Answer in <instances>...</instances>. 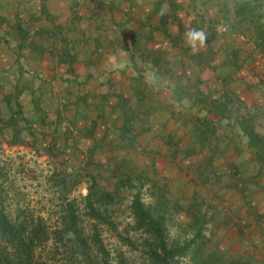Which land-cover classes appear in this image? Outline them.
I'll return each mask as SVG.
<instances>
[{
	"label": "rangeland",
	"instance_id": "1",
	"mask_svg": "<svg viewBox=\"0 0 264 264\" xmlns=\"http://www.w3.org/2000/svg\"><path fill=\"white\" fill-rule=\"evenodd\" d=\"M244 1L211 0L205 5L201 1L195 6L198 13L196 9L190 10L199 18L214 4L216 10H220L218 26L226 27L220 30V39L224 38L220 43L233 44L228 46L227 54L222 55L220 46L221 65L229 67L230 71L232 67L240 69L239 66L258 71L255 76L263 83H256L255 90L249 93L254 94V101L259 99L260 107L254 111L253 120L256 130L264 134V56L254 55L252 46L250 49L249 45L244 46L245 37L234 15L236 6ZM209 13L205 19L211 24L210 29L214 25ZM231 27L234 37L228 43L225 36ZM240 50H246V55ZM222 66L221 69L226 70ZM236 79L242 82V77ZM177 85L174 90L177 100L169 90L156 93L162 108L156 114L155 107L153 119L149 102H141L134 108L124 103L120 123H113L103 132L95 130L97 135L80 139V118L72 120L74 128L70 136L75 141L71 144L76 146H70L69 153L73 157H68L71 164L67 169L74 166L75 176L70 178L68 193L80 207L83 227L88 233L94 226L99 227L114 264H122L121 258L128 264H150L141 234L134 237V246H128L110 227L95 224L88 216L85 197L89 172L95 173L100 184L115 195V200L106 204L104 211L107 210L121 232L130 230L133 223L130 205L134 195L141 192L155 215L162 213L165 217L169 242L184 244L196 239L202 244V259L211 257L212 263L208 264H264V162L248 147L247 138L238 126H228V122L220 124V118L217 121L210 118L212 115H202L200 106L194 110L187 108L195 95V86H190L191 83ZM240 111L245 112L242 104ZM171 114L182 120L180 124L178 119L169 118ZM100 128L106 127L101 125ZM43 129L49 130V127ZM12 131V127L0 123V184L9 191L6 205L13 210L19 205L35 215H50L55 224L61 193L50 177L60 168L66 169L65 158L61 156L64 139L52 138L56 147L49 136L42 137L37 146L28 142L19 144L10 142ZM44 143L52 144V148H44ZM80 169L82 173L76 174ZM197 232L201 235L197 236ZM45 250L49 252L51 247ZM48 263L73 264L58 251L49 254ZM178 264H197L193 250L180 258Z\"/></svg>",
	"mask_w": 264,
	"mask_h": 264
},
{
	"label": "crops",
	"instance_id": "2",
	"mask_svg": "<svg viewBox=\"0 0 264 264\" xmlns=\"http://www.w3.org/2000/svg\"><path fill=\"white\" fill-rule=\"evenodd\" d=\"M201 1L211 0H0V114L20 109L19 116L50 125L79 117L81 130L96 123L95 130L103 132V123L121 122L124 103L134 108L149 102L153 119L155 107L156 114L162 108L158 91L169 90L177 100L174 90L182 88L177 84L191 83L196 92L214 87L220 88L218 97L228 93L234 119L220 124L239 127L237 115L253 118L260 107L249 93L258 84V71L221 65L220 46L222 55L233 44L220 43L226 27L218 26L220 10L214 4L203 17L191 12ZM192 29L207 35L195 51L186 37ZM233 29L225 36L228 43ZM191 100L188 109L200 106L202 115L219 121L213 105L195 95Z\"/></svg>",
	"mask_w": 264,
	"mask_h": 264
},
{
	"label": "trees",
	"instance_id": "3",
	"mask_svg": "<svg viewBox=\"0 0 264 264\" xmlns=\"http://www.w3.org/2000/svg\"><path fill=\"white\" fill-rule=\"evenodd\" d=\"M263 1L246 0L237 5L234 10V15L241 26L239 29H242L245 42L249 45L248 48L250 49L252 46L255 51L254 55L260 54V57L264 56ZM261 83L263 81L259 79L258 84ZM213 88L210 87L209 90L203 91L198 88L195 97L198 101L203 100L209 105H213L211 110L220 116V122L225 119L233 120L232 108L228 106V103L230 106L232 105L231 97L227 95L228 93H225L223 97H218L217 89ZM8 102L10 104L11 101ZM6 109L9 110L8 106ZM22 112L20 109L17 111L18 114ZM17 113L10 116L0 114V123L4 124L5 127L13 128L10 142L19 144L28 142L37 146L40 145L42 137L49 136L50 142L56 147L52 138L55 141L64 139L65 145L61 148V156L65 158L63 159V166L66 169L58 168V173L50 177L53 185L58 186L61 193L55 224L51 222L53 219L50 215H35L19 205L14 210L11 209V206L9 209L6 205V196H8L9 191L0 184V264H49V254L53 251L62 252L73 264H114L112 253L107 248L99 227L94 226L91 233H88L83 227L79 205L69 197L70 178L75 176L74 166L67 169L71 164L68 157L71 159L73 157L69 150L70 146H74L71 142L75 141L74 137L70 136L74 122L66 119L51 122L53 125H50L44 119L40 121L41 123L30 121L29 115L19 116ZM234 122L235 125H239L241 134L247 138L248 147L255 151L256 157L261 162H264V134L256 130L252 115L244 113L243 116L236 117ZM103 125L106 127L105 129L110 128L108 123H103ZM96 126L94 123L89 132H87L89 127L87 130H81L82 127L80 126L78 139L93 136ZM43 127H49V130H44ZM45 131L49 135H46ZM95 135L97 134L95 133ZM58 143H62V141H58ZM52 144L44 143L43 147L52 148ZM80 173H82L81 169L77 170L76 174ZM87 174L88 194L85 197V207L90 219L94 220L95 224L110 227L116 236L128 246H134L136 243L134 237L141 234L144 238L143 246L150 264H178L180 258L188 256L191 250H193V258L197 264L212 263L209 260L211 257L202 259L200 253L202 244H198L196 239L184 244L169 242L165 217L162 213L155 215L153 208L145 202L141 192L134 195L130 205L133 218L130 230L127 233L121 232L114 219L108 215L107 210L104 211V206L112 203L115 200V195L100 184L95 173L87 172ZM1 175L2 173H0ZM196 235L200 236L201 233L197 232ZM193 245L196 247L194 248ZM47 246L51 247V251L46 252ZM120 263L128 264L123 258H121Z\"/></svg>",
	"mask_w": 264,
	"mask_h": 264
},
{
	"label": "clouds",
	"instance_id": "4",
	"mask_svg": "<svg viewBox=\"0 0 264 264\" xmlns=\"http://www.w3.org/2000/svg\"><path fill=\"white\" fill-rule=\"evenodd\" d=\"M187 43L195 51L198 45H204L206 43L207 35L203 30L192 29L186 33Z\"/></svg>",
	"mask_w": 264,
	"mask_h": 264
}]
</instances>
